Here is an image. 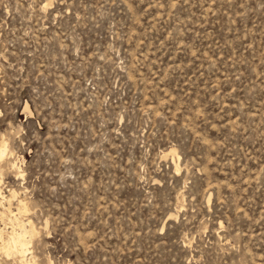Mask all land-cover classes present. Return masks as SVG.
Masks as SVG:
<instances>
[{
    "label": "rangeland",
    "instance_id": "1",
    "mask_svg": "<svg viewBox=\"0 0 264 264\" xmlns=\"http://www.w3.org/2000/svg\"><path fill=\"white\" fill-rule=\"evenodd\" d=\"M0 148V264H264V0H0Z\"/></svg>",
    "mask_w": 264,
    "mask_h": 264
},
{
    "label": "bare ground",
    "instance_id": "2",
    "mask_svg": "<svg viewBox=\"0 0 264 264\" xmlns=\"http://www.w3.org/2000/svg\"><path fill=\"white\" fill-rule=\"evenodd\" d=\"M5 154H6V149H2V148H0V159H2L3 157H5ZM0 196H2V193H1V191H0ZM6 198V197H5ZM1 204V203H0ZM22 207V206H21ZM23 224V223H22ZM24 225H25V223H24ZM30 225V224H29ZM21 227V226H20ZM22 230V229H21ZM34 232H35V229L32 227V229L30 230H26L25 231V234H20L19 235V233H21L20 231H19V233H18V235L19 236H14V237H11V239L7 242L8 244V247H7V251H10L11 253H13V252H16V253H20L22 256H25V254L28 252V248H27V245H28V242H27V237H26V235L28 234H34ZM23 233V232H22ZM14 234V233H13ZM12 235V234H11ZM27 235V236H28ZM30 236V235H29ZM0 239L1 240H3V235H2V232L0 231ZM14 254V253H13ZM12 254V255H13ZM10 255V254H9ZM26 256H28V255H26ZM21 258V257H20ZM23 260H25L24 259V257L22 258ZM22 259H21V261H22ZM24 263H25V261H24Z\"/></svg>",
    "mask_w": 264,
    "mask_h": 264
}]
</instances>
